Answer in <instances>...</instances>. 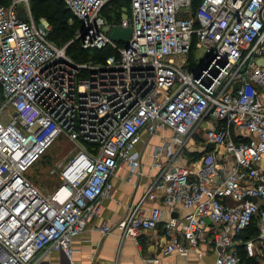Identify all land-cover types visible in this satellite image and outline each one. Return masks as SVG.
Masks as SVG:
<instances>
[{
  "label": "built area",
  "instance_id": "1",
  "mask_svg": "<svg viewBox=\"0 0 264 264\" xmlns=\"http://www.w3.org/2000/svg\"><path fill=\"white\" fill-rule=\"evenodd\" d=\"M62 1L81 23L62 47L31 0L0 5V264H40L51 251L68 264H108L76 261L73 240L112 194L117 170L140 171L143 133L165 130L171 137L154 148L159 171L144 198L99 231L137 240L158 229L162 207L147 214L142 204L161 197L169 212L187 210L165 222L164 255L206 243L212 264H247L242 250L261 263L264 0H130L119 20L104 11L112 0ZM114 27L130 29L127 42L109 36ZM74 42L114 53L76 61L67 54ZM201 127L213 151L180 163ZM62 133L79 149L46 194L26 173ZM257 216V234L241 238Z\"/></svg>",
  "mask_w": 264,
  "mask_h": 264
},
{
  "label": "crops",
  "instance_id": "2",
  "mask_svg": "<svg viewBox=\"0 0 264 264\" xmlns=\"http://www.w3.org/2000/svg\"><path fill=\"white\" fill-rule=\"evenodd\" d=\"M210 126L205 125V128ZM162 135L170 138L169 130L163 131ZM160 134L149 137L143 133L144 140L139 142L137 149L141 152V168L139 172L131 175L127 166H123L117 170L111 179L113 191L101 208L98 215L90 220L82 233L73 240V248L75 250L74 259L79 262L90 261L91 258L99 259L104 263L115 264H212L214 262V254L208 244L202 243L198 250L191 249L185 254L173 253L169 255L163 254V246L167 237L164 234V224L171 218L181 217L186 214L187 210L177 209L169 212L162 202L161 197L154 199L146 198L142 204L144 213L149 214L150 209L154 206H161L163 210L162 220L158 229L144 231L137 240L132 238H123L119 233L103 235L99 231V226L103 223L113 224L125 218L131 205L140 202L148 188L152 185L159 171L154 165V157L146 153L149 145H153L152 149L163 143ZM211 144L205 143L204 147L196 146L197 154L202 157L207 152L213 151ZM152 151V150H150ZM224 153V149H219L216 154L220 158ZM190 157L189 162L194 159ZM167 160L163 155L159 161ZM188 163L187 161L183 164ZM259 166L264 169V155L260 160ZM264 208V201L262 203ZM264 249V248H263ZM264 252V251H263ZM264 262V253L262 257ZM252 259L248 264H262ZM40 264H68L66 257L58 252H49Z\"/></svg>",
  "mask_w": 264,
  "mask_h": 264
},
{
  "label": "trees",
  "instance_id": "3",
  "mask_svg": "<svg viewBox=\"0 0 264 264\" xmlns=\"http://www.w3.org/2000/svg\"><path fill=\"white\" fill-rule=\"evenodd\" d=\"M10 0H0V5H8ZM200 3V0H195V6ZM32 13L37 19L40 17H45L51 25V31L49 34V39L59 46H64L68 44L72 39H74L75 34L78 28L81 26V23L76 19L71 11H69L62 0H31ZM131 2L130 0H112L105 7L104 11L109 10L115 11L114 18L119 20L123 14L121 8L130 9ZM75 19V22L70 24L71 19ZM55 44V45H56ZM56 45V46H57ZM81 51L82 53L75 52L76 50ZM67 51L73 56V59L76 61H85L91 55L93 59L98 61L105 60L108 56L112 55V52L109 48L102 50H95L93 52L84 51L80 47L78 42H74L68 45ZM72 58V57H71ZM200 155V154H199ZM199 155L195 156L199 157ZM201 156V155H200ZM35 166V165H34ZM33 166V167H34ZM264 209V208H263ZM259 221V216L255 217L251 226L243 231L240 235L241 238L247 239L255 236L258 232L257 224ZM242 252L244 261L248 264L252 259H246L245 253Z\"/></svg>",
  "mask_w": 264,
  "mask_h": 264
},
{
  "label": "rangeland",
  "instance_id": "4",
  "mask_svg": "<svg viewBox=\"0 0 264 264\" xmlns=\"http://www.w3.org/2000/svg\"><path fill=\"white\" fill-rule=\"evenodd\" d=\"M35 0H33L34 3ZM35 15V14H34ZM36 18V16H35ZM36 18V20H40ZM75 19L70 20V24L74 23ZM79 43V42H78ZM56 44V43H55ZM57 45V44H56ZM80 45V43H79ZM58 47H62L57 45ZM81 47V46H80ZM75 52L82 53L78 49ZM67 54L73 58L71 54L67 51ZM83 54V53H82ZM193 56L202 57L203 51H194L192 53ZM204 130L202 127L199 129V133L194 137V141L190 142L188 146L183 147V155H181L179 162L185 163L186 161L189 163L190 157L197 156L196 146H200L201 148L205 146L203 141ZM155 143H153L154 145ZM186 144V145H187ZM152 144L145 151L147 154H152L154 148L152 149ZM79 146L76 143L70 141L65 134H60L52 146L47 150L46 154L32 167L26 174L28 179L37 186L44 193H52L56 190V188L60 185V166L65 165L72 157L77 153ZM152 150V151H150ZM175 150V149H174ZM176 151V150H175ZM196 157L194 159H199ZM55 170V171H54Z\"/></svg>",
  "mask_w": 264,
  "mask_h": 264
},
{
  "label": "water",
  "instance_id": "5",
  "mask_svg": "<svg viewBox=\"0 0 264 264\" xmlns=\"http://www.w3.org/2000/svg\"><path fill=\"white\" fill-rule=\"evenodd\" d=\"M19 16L22 19H26L24 13H20ZM109 36L114 40H122L127 42L130 36V29L114 27L109 31Z\"/></svg>",
  "mask_w": 264,
  "mask_h": 264
},
{
  "label": "bare ground",
  "instance_id": "6",
  "mask_svg": "<svg viewBox=\"0 0 264 264\" xmlns=\"http://www.w3.org/2000/svg\"><path fill=\"white\" fill-rule=\"evenodd\" d=\"M58 196H59V197H64L65 195H63V194H59Z\"/></svg>",
  "mask_w": 264,
  "mask_h": 264
}]
</instances>
